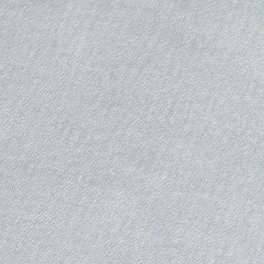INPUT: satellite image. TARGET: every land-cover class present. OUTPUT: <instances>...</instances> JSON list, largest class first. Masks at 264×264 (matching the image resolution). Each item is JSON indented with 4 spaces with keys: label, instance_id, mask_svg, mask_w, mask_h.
Here are the masks:
<instances>
[{
    "label": "water",
    "instance_id": "water-1",
    "mask_svg": "<svg viewBox=\"0 0 264 264\" xmlns=\"http://www.w3.org/2000/svg\"><path fill=\"white\" fill-rule=\"evenodd\" d=\"M0 264H264V0H0Z\"/></svg>",
    "mask_w": 264,
    "mask_h": 264
}]
</instances>
